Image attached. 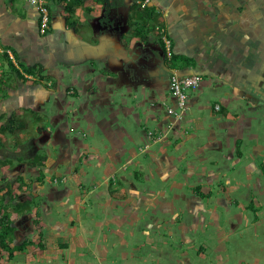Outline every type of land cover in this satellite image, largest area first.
I'll list each match as a JSON object with an SVG mask.
<instances>
[{
	"label": "crops",
	"instance_id": "1",
	"mask_svg": "<svg viewBox=\"0 0 264 264\" xmlns=\"http://www.w3.org/2000/svg\"><path fill=\"white\" fill-rule=\"evenodd\" d=\"M107 1L83 0L76 23L65 0H52L51 30L43 35L39 12L28 0H0V50L21 72L41 67L49 76L43 82L25 74L28 81L21 80L0 64V73L9 74L0 94V124L16 115L29 122L51 118L56 125H49L56 139L40 148L48 155L43 182L20 191L34 196L33 216L41 215L28 220L29 232L20 230L15 241L33 243L13 254L0 249V264L262 262L264 252L250 256L255 250L247 239L257 236V249L261 244L264 251V115L251 93L264 80V0H150L146 6L171 39L175 59L194 64L184 69L156 37L138 35L148 21L140 17L146 7L140 0ZM139 51L203 77L181 122L162 104L166 98L174 105L169 84L159 79L162 61L141 75L131 66ZM142 87L146 107L137 100ZM229 90L240 98L235 110ZM208 101L215 103L211 109ZM66 113L78 133L59 125ZM153 130L160 141L148 136ZM188 148L194 150L190 157ZM32 158L21 167L28 181L39 175L29 166ZM197 188L213 196L203 199ZM252 200L259 219L251 215L244 225L230 214L233 231L229 220L209 217L218 201L222 209L249 210ZM180 207L208 210L209 220H181Z\"/></svg>",
	"mask_w": 264,
	"mask_h": 264
},
{
	"label": "trees",
	"instance_id": "2",
	"mask_svg": "<svg viewBox=\"0 0 264 264\" xmlns=\"http://www.w3.org/2000/svg\"><path fill=\"white\" fill-rule=\"evenodd\" d=\"M95 1L106 4L108 3L107 0ZM65 2L69 18H74L75 22L78 23L75 17V12L78 7L83 5V0H65ZM142 13L143 14L140 17H142L143 20L148 18V21L145 20V25L139 29L138 35L142 39L148 38L150 35H152L156 37L158 42L164 47L161 36L157 30V27L161 26V24L158 22L157 14L150 12L148 6L142 9ZM173 58L174 65H177L180 68L184 69L185 67L188 68L194 66L193 62L190 60L180 62L176 60L174 56ZM2 63H7L9 65L8 67L10 73L18 76L21 80L28 81L29 78L26 76L27 74L38 77L39 81L44 82L49 80V76L43 74L44 70L41 67H25V72H21L20 69L13 63L8 51L0 50V64ZM8 84L9 81L6 78V75L1 72L0 94L6 93L5 87L9 86ZM35 127H37L39 133L43 130H46L43 117L38 116L29 122L25 117L13 115L8 123L0 124V249L8 250L11 252V254H13L14 251L25 250L33 243V241L29 239L27 241H23L21 244H16L15 240L20 231L18 228L22 226L24 227L28 223V220H15V217L21 215L25 216L27 214L31 215V213L34 212L37 205L34 196L31 198H24V196H20V191H27V188L31 189L33 185L43 182L45 178L43 167L45 166V162L48 159V155L40 152V148L37 149L38 146L34 144L32 140L30 141L29 138H22L19 134H17V131L31 133ZM8 135H13L12 142L8 141ZM11 145H15L16 149H13ZM27 157H33L29 166L37 169L39 172L36 180L28 181V178H25L24 174L21 172V167L26 163L25 158ZM7 171H10V176L5 175ZM16 172H20L21 174L17 177L15 176L14 180H11V176ZM138 177L139 176L137 175V178ZM16 182H19V185L17 186V189H14V184ZM196 191H198L197 193L200 194L201 198L203 199L211 198L213 196V193H203L199 188H197ZM248 204L249 210H251L253 213V218L258 220L259 210L255 201L252 200ZM38 214L41 215V213L38 212L36 217L39 216ZM36 221H38V219H36Z\"/></svg>",
	"mask_w": 264,
	"mask_h": 264
},
{
	"label": "built area",
	"instance_id": "3",
	"mask_svg": "<svg viewBox=\"0 0 264 264\" xmlns=\"http://www.w3.org/2000/svg\"><path fill=\"white\" fill-rule=\"evenodd\" d=\"M29 3L35 6L39 12L40 25L39 31L41 34H47L51 30V12L49 3L51 0H28ZM150 0H140L139 2L144 7ZM158 33L161 36L164 44V50L169 59L173 57L172 41L164 32L161 26L157 27ZM171 76L169 82V96L174 99V105L170 106L168 100L163 99V106L167 108V112L173 116L178 122L184 119V115L189 108L188 98L190 91L197 90L203 81V77L200 74L194 73L191 75H183L181 70L175 67H171ZM217 108H220L218 106ZM148 136L153 142L160 141L162 136L156 131H150ZM149 147V145L147 146Z\"/></svg>",
	"mask_w": 264,
	"mask_h": 264
},
{
	"label": "rangeland",
	"instance_id": "4",
	"mask_svg": "<svg viewBox=\"0 0 264 264\" xmlns=\"http://www.w3.org/2000/svg\"><path fill=\"white\" fill-rule=\"evenodd\" d=\"M6 72H8V71H6ZM9 73V72H8ZM64 74V76H67L65 73H63ZM6 76H9V74H6ZM202 83H203V81H202ZM201 83V84H202ZM195 91V90H194ZM142 95L141 96H139V97H137V100L139 99V104H140V106H143V107H146V105H147V103H146V101H145V98H146V89H145V87H142ZM190 92H192V91H190ZM228 93L232 96V98H231V100H230V107H231V109H233V110H235V108L237 109V107H238V103H239V100H240V98L239 97H236L235 96V94L231 91V90H229L228 91ZM207 104H208V106L206 105V107L207 108H209V109H211L214 105L213 104H215L214 103V101H208L207 102ZM222 105H223V103H221ZM259 112L261 113V119H263V115H264V107L263 108H259ZM69 113V112H68ZM71 113V112H70ZM43 120H44V124L46 125V127L47 126H49V125H51V126H56L52 121H51V118L50 119H47V118H45V117H43ZM65 123H67V124H65ZM60 126H63V125H68L69 126V128L72 130V133H78V131H79V129H77V128H79V125H76L74 122H73V120H72V117L70 116V117H66V119H65V121H62V119H60V124H59ZM264 125V124H263ZM71 126V127H70ZM17 132H19V131H17ZM23 134V133H22ZM201 135H196V136H193V138H194V141L195 142H197V141H199L200 139H201ZM187 139H189V137H187ZM8 141L9 142H12L13 141V135H8ZM243 142H244V144L245 145H248L249 147H251L252 146V144L248 141V139H243ZM186 143L187 144H189V143H191V141H189V140H186ZM186 145V144H185ZM12 147H13V149H16V147H15V145H11ZM182 151V150H181ZM194 153V150L192 149V148H188V150H187V152L185 153V155H186V157H190L192 154ZM260 153H262L261 154V157L260 158H262V159H264V150H262ZM227 157V156H226ZM218 158H219V156H218ZM228 158V157H227ZM220 159V158H219ZM153 180L156 182L157 181V179H156V177H153ZM163 185V184H162ZM164 187V186H163ZM162 187V188H163ZM264 194V193H263ZM159 196H162V197H164V196H167V192H161V193H159ZM177 208H178V206H177ZM219 208H223V206H221V204H218V205H214L213 206V209L215 210L216 209V211H218L217 212V217L216 216H214V210H212V215H210L209 214V211H203L201 214H202V216H201V219L202 218H204L203 220H209L207 217H208V214L210 215L209 217H212V218H214V219H219V220H229V213H231L235 218H236V220H239L238 218H242V221H243V224L244 225H247L249 222H252L251 221V215H253V213L251 212V211H249L248 209H246V208H242V209H239V208H236V207H234V208H230L229 209V213L227 212V210L226 209H222V211L221 212H219ZM178 213H180V216L182 217V219H184V220H189L190 219V217L189 216H192V215H194V212H193V209L191 208V209H189L188 207H180L179 209H178ZM221 214V215H220ZM241 216V217H240ZM180 218V217H179ZM193 220V219H192ZM237 222H239V221H237ZM222 224H224L225 225V222H223L222 221ZM224 227H227V224L224 226ZM250 227H251V225L249 224V226H247V227H245V231L246 232H248L249 233V231H251L252 229H250ZM257 227V225H254V228H256ZM257 234V233H256ZM256 234H254L255 236H256ZM251 234L249 233V236H250ZM258 237L256 236L255 238H251V240L249 239V237H248V241H247V243L250 241V243H251V250L253 249V250H255V251H252L251 253H250V256L251 255H256V254H258L260 251L261 252H264L263 250H262V246H261V244H260V247H259V249H257V239ZM261 238V237H260ZM246 243V242H245ZM246 258L247 257H245L244 258V260H246ZM263 259H264V257H263ZM253 264H256V262H257V260L256 261H254V260H250ZM257 264H264V260H262V262H259V263H257Z\"/></svg>",
	"mask_w": 264,
	"mask_h": 264
},
{
	"label": "flooded vegetation",
	"instance_id": "5",
	"mask_svg": "<svg viewBox=\"0 0 264 264\" xmlns=\"http://www.w3.org/2000/svg\"><path fill=\"white\" fill-rule=\"evenodd\" d=\"M161 66H162V73L161 74H163L162 82L169 84L170 76H171L170 75L171 74V70H170V65L168 63V60L166 61V58L164 59V63L162 62ZM257 86H258V89L257 90L252 89L251 93L252 94H256V96H254V98H255L254 99L255 100L254 104H256V106L258 108H263L264 107V80H260L259 82H257ZM17 134H19L22 138H29L30 141L32 140V142L38 146L37 149L43 147L44 144L48 143L49 140L56 139L55 138L56 134H54V131L49 126L46 127V130H43L40 133L38 132L37 127H35L34 130L31 133H27L25 131H23V132L19 131ZM12 179H15L14 176L11 177V180ZM56 183H58V180H56ZM217 203L220 204L221 202L219 203V201H218ZM226 207H227L226 210L228 212L229 211V206H226ZM203 211L205 212V211H208V210H203ZM214 211L215 212L213 214H214V216L217 217V215H218L217 212L218 211H216V210H214ZM198 212L200 214H197ZM202 212H201V210H195L194 215H193V217H194L193 220H195V219L196 220H200V218L202 216V214H201ZM33 213H36V212L34 211ZM33 213H31V215L27 214L25 216L24 215L17 216V217H15V220H36V219L40 220L39 217L33 216ZM230 214L231 213H229V217H230ZM214 220H217V219H214ZM230 220L231 219L229 218V221ZM25 223H26V221H25ZM230 224H231V226H230ZM230 224L228 222L229 228L232 229V231H233L234 227H233L231 221H230ZM22 227H19L18 230H23L24 232H29V227H27V224L24 226V228H26V229H24Z\"/></svg>",
	"mask_w": 264,
	"mask_h": 264
},
{
	"label": "water",
	"instance_id": "6",
	"mask_svg": "<svg viewBox=\"0 0 264 264\" xmlns=\"http://www.w3.org/2000/svg\"><path fill=\"white\" fill-rule=\"evenodd\" d=\"M163 47V46H162ZM164 51V49H163ZM160 60L164 63V60L161 58H158L152 51V54L149 55H144L143 53H140V51L138 52V55L136 57H134V59H132L131 62V66L132 68H135L139 74H147V72L152 69L153 67H156L157 65H155V61L156 60ZM183 75H191L194 74L193 71L189 72V73H182ZM160 82H161V78L159 76ZM162 83V82H161ZM254 96H256V94H253ZM65 117H69V114L66 113Z\"/></svg>",
	"mask_w": 264,
	"mask_h": 264
}]
</instances>
